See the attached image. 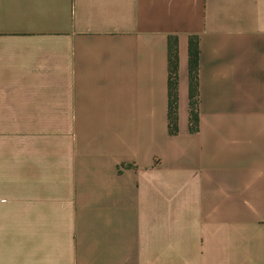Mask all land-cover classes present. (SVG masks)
<instances>
[{
  "label": "crops",
  "instance_id": "1",
  "mask_svg": "<svg viewBox=\"0 0 264 264\" xmlns=\"http://www.w3.org/2000/svg\"><path fill=\"white\" fill-rule=\"evenodd\" d=\"M0 264H264V0H0Z\"/></svg>",
  "mask_w": 264,
  "mask_h": 264
},
{
  "label": "trees",
  "instance_id": "2",
  "mask_svg": "<svg viewBox=\"0 0 264 264\" xmlns=\"http://www.w3.org/2000/svg\"><path fill=\"white\" fill-rule=\"evenodd\" d=\"M198 42L197 37H190L188 45V82H189V118L190 132L198 128L197 109V72H198ZM176 83L177 54L173 37L168 38V129L170 134L176 132ZM128 166V165H125Z\"/></svg>",
  "mask_w": 264,
  "mask_h": 264
}]
</instances>
